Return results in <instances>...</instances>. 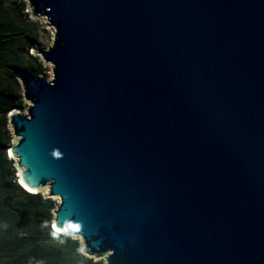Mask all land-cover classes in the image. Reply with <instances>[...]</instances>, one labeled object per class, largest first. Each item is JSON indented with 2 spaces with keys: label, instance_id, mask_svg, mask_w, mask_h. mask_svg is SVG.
I'll use <instances>...</instances> for the list:
<instances>
[{
  "label": "water",
  "instance_id": "obj_1",
  "mask_svg": "<svg viewBox=\"0 0 264 264\" xmlns=\"http://www.w3.org/2000/svg\"><path fill=\"white\" fill-rule=\"evenodd\" d=\"M51 44L7 115L18 184L104 264H264V0H24Z\"/></svg>",
  "mask_w": 264,
  "mask_h": 264
},
{
  "label": "trees",
  "instance_id": "obj_2",
  "mask_svg": "<svg viewBox=\"0 0 264 264\" xmlns=\"http://www.w3.org/2000/svg\"><path fill=\"white\" fill-rule=\"evenodd\" d=\"M46 28L31 19L24 0H0V264H104L80 252L77 239L53 231L55 202L28 193L17 182L7 115L24 109L17 74L43 75L33 47H41Z\"/></svg>",
  "mask_w": 264,
  "mask_h": 264
},
{
  "label": "rangeland",
  "instance_id": "obj_3",
  "mask_svg": "<svg viewBox=\"0 0 264 264\" xmlns=\"http://www.w3.org/2000/svg\"><path fill=\"white\" fill-rule=\"evenodd\" d=\"M38 20L41 22V24H42V25L46 28V30H47V33H46V34H43V36L41 37L42 39L40 40V42H41V45H40L41 48H46V47H48V46L51 44V42H52V38H53V30L47 26V22H46V20H45L44 18H39ZM45 69H46V71L44 72L43 75H45L46 78L50 79V78H51V66H50V65H46V66H45ZM40 192H41V194H42L43 196H45L44 194H45V192H46V189H42ZM52 200L55 202V205H56L57 202H58L57 198H52Z\"/></svg>",
  "mask_w": 264,
  "mask_h": 264
}]
</instances>
